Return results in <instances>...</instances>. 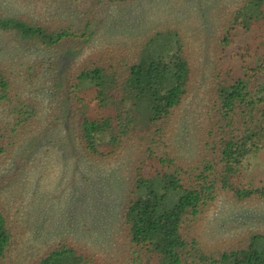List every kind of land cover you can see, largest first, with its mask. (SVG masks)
I'll return each instance as SVG.
<instances>
[{
    "label": "trees",
    "instance_id": "16d2710c",
    "mask_svg": "<svg viewBox=\"0 0 264 264\" xmlns=\"http://www.w3.org/2000/svg\"><path fill=\"white\" fill-rule=\"evenodd\" d=\"M262 21L264 0H248L234 13L243 31ZM66 25L46 27L0 15L1 31L62 54L71 43L94 37L91 20L83 29ZM104 53L66 73L67 104L81 109L80 140L89 155L112 160L135 148L137 167L122 213L126 249L114 262L60 243L35 264H264V231L216 243L202 234L206 213L222 196L238 204L264 202V181L250 178L258 164L264 170V62L244 66L234 83L217 87L200 151L190 161L169 139L195 74L181 34L168 29L145 44L107 47ZM36 76L31 67L20 79L0 62V172L39 126V104L27 93ZM245 173L249 178L243 180ZM13 238L0 205V264L9 262Z\"/></svg>",
    "mask_w": 264,
    "mask_h": 264
},
{
    "label": "rangeland",
    "instance_id": "374dc122",
    "mask_svg": "<svg viewBox=\"0 0 264 264\" xmlns=\"http://www.w3.org/2000/svg\"><path fill=\"white\" fill-rule=\"evenodd\" d=\"M247 1L0 0L3 17L79 29L91 20L95 32L89 42H73L62 54L0 30V62L23 80L29 68L37 70L27 93L41 113L37 131L23 140L0 172V205L14 232L7 264H35L60 243L113 257L114 262L126 249L122 213L135 177V148L112 160L85 152L79 132L81 109L67 104L66 73L90 56L102 57L107 47H137L156 32L178 31L195 74L169 139L193 161L217 87L234 83L244 66L264 62V22H256L251 32L234 24V13ZM262 167L258 164L250 178L264 181ZM246 231H264V202L238 204L222 196L206 213L202 227L205 240L213 243Z\"/></svg>",
    "mask_w": 264,
    "mask_h": 264
}]
</instances>
